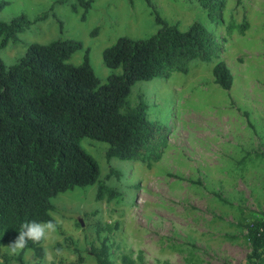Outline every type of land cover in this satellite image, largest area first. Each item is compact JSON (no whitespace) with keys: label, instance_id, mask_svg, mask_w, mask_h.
I'll list each match as a JSON object with an SVG mask.
<instances>
[{"label":"rangeland","instance_id":"obj_1","mask_svg":"<svg viewBox=\"0 0 264 264\" xmlns=\"http://www.w3.org/2000/svg\"><path fill=\"white\" fill-rule=\"evenodd\" d=\"M1 1L6 5L0 22L24 15L29 23L0 47L5 68L29 44L73 40L80 48L70 54L68 64L80 65L86 52L102 84L121 70L106 68L101 52L117 38L142 40L158 28L144 0H82L90 1L86 9L76 0ZM148 1L179 31L192 23L202 25L213 35L219 54L191 60L185 72L130 86L129 105L134 107L141 97L147 120L166 135L162 155L150 167L140 161H106L105 143L79 141L97 165V181L49 200V216L58 227L41 242L40 264H94L90 249L104 239L114 264L121 254L135 264H243L250 247L237 222L241 214L264 220V0H220L219 15L214 11L211 18L195 0ZM45 13V20L34 21ZM217 61L232 76L227 91L212 82ZM99 183L118 197L96 201ZM9 245L0 243V264L35 263L31 250L18 259L20 251L11 254Z\"/></svg>","mask_w":264,"mask_h":264},{"label":"trees","instance_id":"obj_2","mask_svg":"<svg viewBox=\"0 0 264 264\" xmlns=\"http://www.w3.org/2000/svg\"><path fill=\"white\" fill-rule=\"evenodd\" d=\"M144 1L158 26L156 32L142 40L120 37L105 48L101 52L102 64L110 69L120 68L121 73L108 76L102 84L89 67L86 52L80 65L68 64L70 54L80 48V43L73 40L29 44L23 56L8 68L0 61L1 244H11L26 222L52 220V197L97 181L95 161L79 147L82 138L105 143L106 161H140L146 162L148 168L160 159L166 135L155 122L147 120L141 97L134 107L129 105L130 86L136 81L185 72L191 60L217 57L219 47L202 25L192 23L185 31H179L175 25L165 23L148 0ZM195 1L208 18L214 11L219 15L222 1ZM76 2L85 9L90 5V1ZM5 5L1 1L0 10ZM47 16L48 13L41 14L34 21H43ZM28 24L24 15L8 23L0 22V47ZM244 27H238V34L243 33ZM231 30L229 26L226 34ZM211 76L220 89L231 88L233 79L222 61L213 65ZM111 174L117 175L110 171ZM104 196L107 200L118 197L99 183L95 200ZM216 198L224 203L219 196ZM237 225L244 229L250 247L243 264H264V220L241 214ZM41 242L29 241L17 258L29 249L36 260L34 264H40L44 258ZM89 254L94 264H114L105 239ZM8 260L3 257L4 262ZM118 264L135 261L121 254Z\"/></svg>","mask_w":264,"mask_h":264},{"label":"clouds","instance_id":"obj_3","mask_svg":"<svg viewBox=\"0 0 264 264\" xmlns=\"http://www.w3.org/2000/svg\"><path fill=\"white\" fill-rule=\"evenodd\" d=\"M57 223L54 220L44 222H26L21 225L16 239L8 246L11 254H17L19 251L28 247V242L39 243L46 240L51 234L57 230ZM59 249L56 254H60Z\"/></svg>","mask_w":264,"mask_h":264},{"label":"water","instance_id":"obj_4","mask_svg":"<svg viewBox=\"0 0 264 264\" xmlns=\"http://www.w3.org/2000/svg\"><path fill=\"white\" fill-rule=\"evenodd\" d=\"M77 223H78L79 225H81V221H80V220H78Z\"/></svg>","mask_w":264,"mask_h":264}]
</instances>
